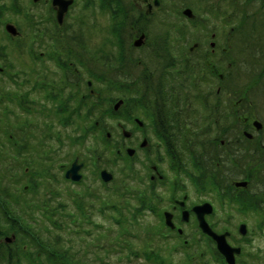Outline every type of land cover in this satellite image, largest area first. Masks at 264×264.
<instances>
[{
  "label": "flooded vegetation",
  "instance_id": "1",
  "mask_svg": "<svg viewBox=\"0 0 264 264\" xmlns=\"http://www.w3.org/2000/svg\"><path fill=\"white\" fill-rule=\"evenodd\" d=\"M165 1L0 0V44H7L15 53L22 48L26 51L30 49L32 53L30 58L28 54H19V50L17 54L20 55L21 61L18 64L9 52L4 49L3 52L0 51V111L3 112H0V127L5 128L4 114L8 101H3V97L8 95L16 98L15 139L17 143L18 140H23L27 145L36 135L43 138L51 135L50 128L41 129L39 124L49 126L52 120L60 117L59 114L56 115V110L62 109L61 104L67 102L69 106L82 107L85 114L86 103H102L100 82L89 78L92 74L87 75L84 65L79 63L78 59L88 60L90 66L95 68L92 69L93 72L102 74L103 65L99 62L102 52L99 48L103 46L102 49L107 51L109 57L115 59V70H123L126 73L123 77L127 78L130 93L138 89L144 97L136 100L132 93L130 100L125 97H109L108 106L113 112H108L105 124L99 126L97 122V125L100 134L105 137L104 154L110 151L111 157L94 154L89 159L80 154L72 162L68 163L67 160V164L62 165L64 176L72 164L78 161V165H81L79 173L82 175V181L89 180L87 183L91 189L95 183L111 186L117 178L114 167L120 165L124 158L134 160L136 174L143 176L142 187L147 195L161 201L156 216H166V213H170L175 225L171 230L177 233L182 230L179 235L184 237V230L192 220L197 222L199 229L193 210L204 203H210L214 208L213 213L207 215V220L216 231L211 218L216 216L217 207L214 201L217 196L210 191L198 189L205 195L199 200L197 193H192L194 188H200L196 185L198 165L204 169H212L211 163L215 155L212 143L217 140L221 147L220 155L225 156V173L229 184L237 186L238 182L245 181L247 186L237 188L248 189L251 186L249 175L255 177L256 172L262 170L264 153L256 155L254 161L251 159L247 167V162H240L241 165L234 167L230 165L229 152L231 149L236 152L238 148L247 147L254 151V154L258 153V147L264 152V133L260 131L263 124L258 128L256 121H252L251 117H241L245 112L253 114L251 104L245 102L246 97H242L238 103L240 108L236 110L237 114H240L239 131L242 137L233 133V139L229 141L230 129L227 130L228 125L222 118L211 117L213 104L205 91L211 90L217 80L220 86L218 95L231 93L228 82L231 76L230 46L223 47L220 43L222 36L217 39L221 30L213 31L210 35V31L206 29L204 36L195 38L193 43L183 39L182 34H185V31L194 34L192 28L206 24L200 22L195 27L189 26L192 19L184 15V11L193 9L184 2L179 5V11L188 20L166 25L163 23L164 13L167 11ZM156 22L162 25L160 33L153 28ZM8 26L15 28L17 32L8 30ZM172 26L174 36L166 37L168 28ZM110 30H114L110 38L112 45L104 41ZM100 35L102 37L97 41ZM168 47L175 51L173 56L176 59L166 64ZM76 55L78 58L72 57ZM147 60L157 63H152L149 67ZM166 66L169 68L166 69ZM182 66H188L191 70L181 69ZM135 68L140 70L139 75H136ZM162 73H166V79L164 84L160 85L159 78ZM3 82L8 84L3 86ZM205 86L206 89L202 88ZM198 92L201 100L197 99ZM159 93L165 95L161 97L162 94L160 96ZM197 102L199 103L195 106ZM217 104H221V99H217ZM195 110L197 116L193 117ZM200 117L203 123L210 119L208 134L198 132L195 121ZM74 120H78L76 122L79 126L85 125V120L80 114L76 113ZM26 124L30 127H26ZM215 127L218 128L219 134H223H218L215 140H208L207 137L213 133ZM29 129L30 131L26 132ZM79 129L81 130V127L76 129L77 132H80ZM225 131L229 136L227 139L224 138ZM73 135L78 136V133ZM12 136L14 135H10L11 138ZM199 138H202L206 145L204 149L198 148ZM2 146L1 143L0 150L5 153ZM22 156L24 159V154ZM28 159L27 157V162ZM221 160V156L217 157V166L221 165ZM23 162L18 160L20 167ZM31 162L37 165L33 158ZM92 164L97 172L89 176ZM137 164H140L141 168ZM24 171L29 173L31 167H25ZM102 171L111 173L112 181H102ZM234 172L244 174L241 181L233 180ZM184 212H188L190 216L187 223L181 221ZM146 215L151 216L148 213ZM232 237H228L230 243H233ZM239 247H242L243 252V245ZM240 256L236 258L237 262Z\"/></svg>",
  "mask_w": 264,
  "mask_h": 264
},
{
  "label": "trees",
  "instance_id": "2",
  "mask_svg": "<svg viewBox=\"0 0 264 264\" xmlns=\"http://www.w3.org/2000/svg\"><path fill=\"white\" fill-rule=\"evenodd\" d=\"M253 4H259L262 9L261 11H264V0H214L210 8L205 10L210 13L216 12L220 18L224 19V24L233 25L234 36L240 49H236V52L231 54V65L234 66V63H236L232 59V55L238 58L240 54H244V56H247V59L253 62L252 64L251 62L248 63L247 70L249 71V75L245 76L249 84L243 90L234 92H239L240 99L246 97L245 102L248 104L252 102L251 105L255 102L256 96L259 97L264 94V44L261 40L263 36L264 14L260 15L258 19L250 16V13L245 8ZM179 13L181 12L179 11ZM180 21L168 19L163 20V23L169 26ZM191 21L194 27L201 22L199 17ZM204 26L207 27V25ZM173 27L168 28L165 34L166 37L174 36L172 34ZM220 28L223 29V26ZM219 30L215 29V31ZM113 31L110 30V34L104 40L105 43L112 45L110 38H112ZM222 34L221 31V34L217 35V39ZM102 48L103 46L99 48L100 52H102V56L100 57L99 55V62L103 65L102 74L93 72L92 69L95 70V68L90 66L88 60L78 59V62L84 65L87 75L89 74L90 76L92 74L89 78L100 82L101 89L99 91L102 93V103H86L85 114H83L82 107L75 108V106H69L67 102L64 105L61 104L62 109L56 110V115L59 114L60 117L52 120L49 126L42 123L39 124V128L41 129L50 128L51 135L48 138L39 137L38 135L34 136V147L38 151L36 150L32 154L34 156L29 154V161L25 162L27 166L31 167V171L29 173H25V171L21 173L20 170H14L11 166L5 169L3 176H0V264H25L24 261L27 264H136V262H132L133 259L131 257L125 259L126 261L123 263H114L107 260V257H112L110 255L114 252L115 255L120 254L122 258L124 251L129 252V255L137 258H139L137 255L142 252L146 260V263L143 264H227L224 257L214 247L211 249L207 248L215 244L210 238L201 233L197 228L196 221L192 220L188 225L189 227L193 226V229H195L190 232L189 229L187 231L185 229L183 234L185 236L182 237L176 231H172L166 227L164 216H156V214L158 215L161 201L147 195V192L141 185L143 176L140 173L136 174L134 160L129 161L127 158H124L122 162L124 167L121 169L120 179L117 177L111 186L105 184L97 185L95 183L93 189H91L87 183L89 180H83L84 182L81 181L79 183H72L66 180L62 165L67 164V160L68 163L72 162L75 157L80 156L79 151H87V153L94 156L100 148H103L105 137L100 134L99 126L106 123L108 112H113V109L108 106L111 93L119 91L118 94L124 93L123 96L125 97L126 95L125 98L127 100L132 99V92L130 93L126 82L122 79L126 73L123 70H115V59L109 57L107 51ZM2 49L6 50L5 52H9L13 48H10L7 44H0V51L3 52ZM22 49L24 50V48ZM22 49L16 50H21L19 54H28L30 58L32 57L30 49L28 51H23ZM258 51L260 52L258 53ZM173 52L175 51H171L170 47H168L166 64L176 59L173 56ZM244 56L243 58H245ZM72 57L78 58L77 55ZM241 57V69L244 70ZM257 65L258 70L260 68L263 70L256 71L255 67ZM168 68L169 66H166V69ZM180 68L187 69V71L191 70L188 66ZM120 74H122V77ZM232 74L233 69L230 70V75L232 76ZM183 76L185 75L183 74ZM165 79L166 73H162L159 78L160 85L164 84ZM230 90L232 93L233 89ZM160 91L163 92L161 87ZM133 92V96L135 95L133 98L136 100H141L144 97L138 89L133 90ZM159 94L160 96L162 94L161 97L165 95V93ZM197 95V99L201 100L199 92ZM15 100L16 98L11 95L3 97V101H8V104L13 103V105H10L11 107H7L6 114H4L5 117L14 118ZM56 101L58 102L59 98ZM251 111L253 112V108ZM1 113L3 114V112ZM76 113L80 114L85 120V126H79L78 122H76L78 120L73 121V116ZM235 114L237 121L235 118H232L235 120L232 123L231 119V124L227 127V130L230 129L236 136L242 137L239 131V114L237 112ZM205 119H208V117H205ZM209 122L210 119L204 123L208 124ZM21 123L24 124L25 122ZM25 126L30 127L27 124ZM4 127H0V144H3V152L13 153V157L19 159V155H25L30 146L25 142L23 143V140H18L17 143L14 131L6 128L5 123ZM75 127L77 129L81 127V130L79 129L80 132H77ZM29 131L30 129L26 132ZM75 133H78V136H74L73 134ZM233 133L230 134L231 138L229 141L233 139ZM10 135L14 136L11 138ZM91 136H94L96 140L94 141L93 137V141L91 140V144L88 145V139ZM37 138L40 139L39 142ZM198 141V148L204 149L206 145L202 138H199ZM216 141H214L215 145L212 143V149L215 150L214 160L211 163L212 169H204L199 164L196 185L200 186L199 189L214 193L222 205H229L231 209L234 208L241 214L249 215L246 216L248 223L251 219H257L259 233L249 230V234L241 241L243 242L244 250L238 258L239 264H256L257 262L255 261V263L251 262L253 250L250 244L253 243L256 237L260 236L261 232H264V158H260L263 160L261 162L262 170L256 172L255 177L249 175L251 179L250 188L238 189L227 181L228 176L224 168L226 164L225 156L220 155L221 147H219ZM253 152L248 147L245 149L238 148L236 152L231 149L228 156L230 165L236 167L237 165H241L240 162H247V167L251 159L254 161L256 155H259L260 152H262V155L264 153L259 147L258 153L254 154ZM2 154L4 153L0 150V161L3 158ZM199 155H201V151H199ZM216 156H221L222 159L219 166H217V162L219 161H217ZM5 158L8 159L9 156ZM31 158L37 161V165L32 164ZM15 165L20 168L18 163ZM96 170L91 166L88 175L91 176L97 172ZM232 170L231 167L230 172ZM94 178L97 180V175ZM6 181L7 184L4 185ZM115 183L119 184L118 187L115 186ZM26 187L28 188L25 190ZM96 192L104 194L100 202L101 204H99L100 206L97 205L96 200H98L99 194ZM167 194L169 193L167 192ZM148 212L155 216H149L148 219V216H145ZM95 215L111 216L119 225L116 240L120 241V243H117V248L109 240L110 236L104 230L103 232L101 230L100 235H98L97 241L105 239L110 242L109 246L102 245L99 248L100 252L106 253L104 257H98L100 260H97L100 263L97 260L89 262L77 258L76 253L79 255V247H74V245L72 248L66 247L67 241L62 235V232L64 233L69 230V234L72 237L74 236V238L70 237L72 239L71 244H74L76 242L75 238H84L89 230L87 228L93 224L95 229L91 233L95 232L101 227L90 219V216ZM150 217H153V219L151 220ZM213 226L216 227V224H213ZM226 228L228 229L229 227ZM12 234L16 236L14 242L12 244L5 243V237ZM129 236H134L133 238L137 237L140 241L136 243L135 239H130L128 238ZM205 241L207 247L202 245V242L204 243ZM137 244H140L139 249L137 248ZM87 246H91V244ZM25 248L27 249L25 250ZM105 257L106 260L104 259ZM176 257H180V259L175 260Z\"/></svg>",
  "mask_w": 264,
  "mask_h": 264
},
{
  "label": "rangeland",
  "instance_id": "3",
  "mask_svg": "<svg viewBox=\"0 0 264 264\" xmlns=\"http://www.w3.org/2000/svg\"><path fill=\"white\" fill-rule=\"evenodd\" d=\"M184 2L186 4H188V5H191V8L193 9V11H194L195 15L197 16V18L199 17L201 22L205 23L208 28L206 26L199 25L196 28H192V32L194 34L188 33V32L185 31V34L184 33L182 34L183 39L190 40V43H193L195 41L194 40L195 38H199V37L204 36V33H205L206 29L210 31V35H211V32L215 31V29H220L222 31V33H223L222 34L223 38L220 40V43L223 44V47L230 46V48H229L230 49V55L235 53L236 49H240L239 45H238V43H237V41L235 39V36H234L233 25L232 24H227V23L224 24L223 23L224 19L220 18V16H218V14L216 12L213 11L212 13H210L208 11L207 12L205 11L206 9L210 8V6L212 5V2H214V0H183V1L182 0H166L165 1V5H166L167 11L164 13V20H168V19L171 20V21H173V20H179L180 21V19L182 21L183 20H188L187 18L185 19L184 16L181 13H179V8H180L179 5H183ZM245 9L248 10V12L250 13V16H252V17L254 16L253 18H257L258 19V17L260 15L264 14V11H261L262 9L260 8L259 4H253V5H250V6H246ZM204 11H205L206 14L204 13ZM188 25L193 27V23L188 24ZM221 26H223V30L220 28ZM153 28H154V30L158 31L159 33L162 31V25L159 22H156L153 25ZM100 37H102V35L97 37V41L100 40ZM261 40H262V42L264 44V27H263V36L261 37ZM23 51H25V50H23ZM259 52L260 51H258V53ZM17 53H18V51L15 53V50H10L9 51V55L13 59H15V61L18 62V64H19L20 61H21V58L19 57L20 55L17 54ZM256 54H257V52H256ZM243 56H244V54L243 55L240 54V57L243 60L242 66H243L244 70L241 69L240 57L236 58V57H234V55H232V59L236 62V63H234V66L231 65V69H233V74L229 78V81H228L230 83L231 89H233L232 93H230L229 95L226 94V93L225 94L221 93V94L218 95L217 94V90H218V88L220 86H219V82L217 80H216V83H215L214 87L211 90H206L205 91L207 94H209V99H210L211 103L213 104V106L211 107V117L212 118H222L225 121L226 125H228V126L231 124V119L232 118L236 119L235 112L239 108V105H238V103L240 101V97L238 95L239 92H237V93H234V92L235 91H239L241 89L243 90L249 84L247 82V78L245 76L249 75V71L247 70L248 69V63L251 62V64H252L253 62L250 61L249 59H247L246 55L244 56L245 58H243ZM152 63H154V65H156L157 62L153 61ZM152 63L149 60L146 61V64L149 67H151ZM158 64H159V61H158ZM135 69H136L135 70L136 75L137 74L139 75L140 70L137 69V68H135ZM255 70L256 71L258 70V65L255 67ZM262 70L263 69L260 68L258 70V72L262 71ZM120 75L122 77V74H120ZM122 79L125 82L127 81L126 77H122ZM119 81L125 83L122 80H119ZM7 84H8V82L7 83L3 82V84H1V85L5 86ZM126 84H127V82H126ZM202 88L206 89L207 86L202 87ZM211 92L213 94H211ZM118 93H119V91H116V93L112 92L111 93L112 95L110 97L124 99V96H123L124 93H120V94H118ZM235 96H237V97H235ZM125 97H126V95H125ZM217 99H221V104L220 105L217 104ZM198 103L199 102H197L195 104V106H197ZM251 104H252V102H251ZM6 106L9 107L10 105L7 104ZM251 108H253V114H247L245 112V113L241 114V117L249 116V117L252 118V121H258V122L260 121L263 124L262 129L260 131L262 133H264V94L260 95L259 97L256 96V100H255V102H253V105H251ZM196 116H197V113H196V110H195V115L193 117H196ZM235 119H232V123L234 122ZM202 121L203 120H201V117L199 119H197V121H195L196 124H197L198 132L204 133V134H208V127H207L208 124H204ZM236 121H237V119H236ZM36 124H37V122H36ZM222 124H223V121H222ZM5 126L9 130L15 131L16 130V119L15 118L11 119V117H9V118L6 117L5 118ZM75 129H77V127H75ZM231 133H233V132H231V130H230L229 134H231ZM218 134H219L218 128L215 127L213 133L211 135H209L207 137V139L211 140V139L215 138L216 136H218ZM221 134H223V133L220 132L219 135H221ZM93 137L94 136L89 137V139H88L89 142L87 143L88 145L91 144V142H90L91 140L93 141ZM228 137L229 136L227 134V131H225L224 138L227 139ZM38 138H37V140L39 142L40 139H38ZM95 140L96 139L94 137V141ZM67 144H69V142H67ZM29 146H30L29 150L27 151L28 153H25V155H24V162L27 161V157H28L29 154L32 155L37 150V148L34 147L33 140H31ZM79 152H80V154L84 155V157L86 156L89 159H90L91 156H93V155H90L89 153H87V151H85L86 153H82L83 151H79ZM104 153H105L104 148H100L98 150V153H96V155L97 156L103 155V157L110 155V151H108L107 154H104ZM2 156H3V158L0 161V176H3L4 173H5V169L10 168L11 166L14 168V170L15 169L20 170L21 173L24 171V168L27 167L26 164L23 162V156L22 155H19V157L22 158V159H17L16 157H13V153L11 154L9 152H5L4 154H2ZM7 156H9L8 159L5 158ZM109 157H111V155ZM18 160H21L23 162V165H21L20 168H18L15 165L16 163H18ZM90 163H92V162H90ZM141 164H142V162H141ZM137 165H138L139 168H141L140 164H137ZM123 167H124L123 164H120L117 167H114V170L117 171L116 173H117V177L119 179H120V175H121V169ZM224 168H226V166ZM235 174H237V177H235ZM243 175H244L243 173L234 172L233 180L234 181H239V180L241 181V179L243 178ZM6 184H7V181L4 183V185H6ZM118 185H119L118 183H115L116 187H118ZM141 185L144 186L142 184V182H141ZM198 189L199 188H197V189L194 188L192 193H197V197L199 198V200H202L201 197H203L205 195H204V193H201ZM96 193L99 194L98 195V200H96V201H97V205L100 206L99 204H101L100 202L102 201V198H103L104 194H100V192H96ZM166 196H168V195L166 194ZM214 202L216 204L217 210H216V216H214L212 218V222L214 224H216V227H215L216 231L219 232V231L222 230V232L228 231V232L231 233V235L233 236L232 237L233 243H231L232 246H236L237 247L238 245L240 246V244L241 245L243 244V242H241V241H242V239L244 237H242L238 233L239 226L242 223L247 224L249 230L254 231V232L256 231L257 233H259L258 232L259 230L257 228V224H258L257 219H251V221H249V223H248L246 221V216H249V215H245L243 213L241 214L236 209H234V208L231 209V207L229 205H222L218 199H215ZM148 214H150V213L148 212ZM145 216H147V215H145ZM151 216H153V215L151 214ZM90 219H92L97 225L101 226L99 229H97L95 232H93L94 234L91 233V231H93L95 229L94 228V224H93V225H91V227L87 228V230L88 229L89 230H88V232H87V234H86V236L84 238H82V239H80V238L78 239V237L75 238L76 242L74 244H71V241H72L71 238H74V236L72 237L71 234H69V230L67 232H64V233L62 232V235L67 241V246L66 247L69 246V247L72 248L73 245H74V247L75 246L79 247V255H77V253L75 252L77 258H80L82 260L84 259V260L89 261V262H94V260H97L98 257H104L105 254H106V253L104 254L103 252H100L99 248H101L102 245H106V246L110 245V242L106 241L105 239H103V240L99 239L97 241V237H98V235H100L101 230H102V232L104 230L110 236L109 240L116 247L120 243V241L116 240V238H117L116 234H117V230H118V226L119 225L116 223V220H114V218L111 217V216H100V215L97 216V215H95V216H90ZM148 219H149V216H148ZM148 219H145V220H148ZM150 219L152 220L153 217H150ZM226 227H229L230 230H227ZM186 229H189V232H190L191 230H194L195 228L193 229V226L192 227L191 226L190 227L187 226ZM52 235H53V232H52ZM133 237L134 236H129L128 238L135 239L136 243H137V241H140L137 237H135V238H133ZM88 244H91V246H87ZM139 245L140 244H137V248L138 249L140 247ZM202 245L207 247L206 241L204 243L202 242ZM213 247L216 249L215 245L208 246L207 248L211 249ZM250 247L253 250V253L251 254V257H252L253 261L251 260V262H253V263L257 262L256 264H264V232H261L260 236L256 237V239H254L253 243L250 244ZM128 253L129 252L124 251L123 252L124 256H122V258H121L120 254L119 255H117V254L115 255V252H114L112 255H110L112 257H107V260L112 261L114 263H123V262L126 261L125 259H127L128 257H131L133 260L135 259V261L132 260V262H136V264L146 263V260H145V258L143 256L142 252L139 253V255H137V256H139V258L134 257L133 255H129ZM104 259L106 260V257ZM179 259H180V257L179 258H177V257L175 258V260H179ZM98 260H100V259H98ZM24 263L27 264L26 261H24ZM238 264H239V262H238Z\"/></svg>",
  "mask_w": 264,
  "mask_h": 264
},
{
  "label": "water",
  "instance_id": "4",
  "mask_svg": "<svg viewBox=\"0 0 264 264\" xmlns=\"http://www.w3.org/2000/svg\"><path fill=\"white\" fill-rule=\"evenodd\" d=\"M184 15L190 18H194V14L191 9H186L184 11ZM8 30L10 31L12 30V32H17L16 29L11 26H8ZM118 105H120V103ZM255 124L258 126V128L261 127L260 123L256 122ZM77 162L78 161H75L72 164V167L66 172V178L72 181H75V182H79L82 179V175L79 173L81 169V165H78ZM101 176L105 182H109L110 180L113 179V175L107 171H103ZM236 185L237 186H247V182L245 181L238 182ZM213 210L214 209H213L212 204L204 203L203 205H200L194 208L193 211L196 214L199 228L201 229L203 234L209 236L215 241L218 252L225 258L228 264H236V256L241 254L242 249L240 247H233L230 245V243L228 242V237L230 236L229 232L219 234L216 231H214V229L211 227L206 217L207 215L212 214ZM172 219H173V216L170 213H166V216H165L166 225L174 229L175 225L173 224ZM189 219H190L189 213L184 212L182 216V221L188 222ZM180 232H182V230H180ZM239 232L242 235H246L248 232L247 225L241 224L239 227ZM6 241L11 242L12 240L11 238H6Z\"/></svg>",
  "mask_w": 264,
  "mask_h": 264
}]
</instances>
